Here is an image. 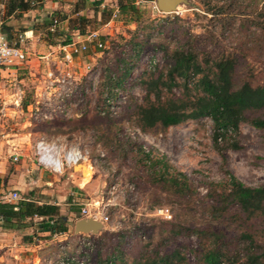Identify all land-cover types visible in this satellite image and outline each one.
Masks as SVG:
<instances>
[{
	"label": "rangeland",
	"instance_id": "374dc122",
	"mask_svg": "<svg viewBox=\"0 0 264 264\" xmlns=\"http://www.w3.org/2000/svg\"><path fill=\"white\" fill-rule=\"evenodd\" d=\"M98 1L100 4H96ZM117 2L85 0L83 9L72 17L83 33L97 31L105 48L99 51L89 43L85 52L74 56L73 63L52 71L51 80L70 73L72 85L62 101L54 86L46 83L50 78L46 67L33 75L20 69L13 76L0 77V116L14 117L0 120L1 129L8 127L16 134V140L8 145L17 146L18 156L30 158L46 173L59 177L60 183L68 181L66 190L79 188V218L83 217L81 207L85 205L91 211L103 210L108 216L104 229L97 235L75 234L57 241L42 264H77L78 260L79 264H97L100 259L117 254V249L124 256L116 264H131L167 236L172 238H167L162 252L179 247L188 251L192 262L194 254L187 247L196 250L199 240L195 236H173L172 224L184 228L210 226L232 235L234 225L229 220L213 217L212 201L207 197L210 183L223 182L227 177L225 170L248 186L264 183V132L251 124L241 123L240 134L231 132L225 141L216 142L214 126L207 117L188 120L167 130L157 126L142 132L124 114L125 108L120 107L128 95L142 101L145 91L139 76L164 70L168 61L163 50L171 51L177 46L191 48L204 69L209 68L208 59L235 58L238 72L254 74L256 81L264 82V0H189L190 4H181L177 12L171 13L159 11L155 0H138L137 6L143 11L138 24L129 23L119 12L112 16ZM73 3L62 0L59 6L63 13L69 14ZM79 16H85L86 20L78 19ZM134 30L140 33L136 40L148 38L147 51L131 71L127 91L119 93L109 106L118 115L98 119L97 83L103 82L104 68L114 62L117 53L129 48L126 43L134 37L131 33ZM86 65L91 68L88 74ZM17 87L22 90L18 105L14 103ZM85 95L91 98L87 100ZM41 139L60 145L63 150L86 151L89 162H80L75 169L65 168L63 172L44 169L38 164L35 149ZM233 141L239 142V149L227 148ZM139 146L163 157L185 174L195 190L193 198L179 199L153 184L136 155ZM82 170L83 181L82 172L79 178L70 176ZM160 208L169 209L170 219L158 212Z\"/></svg>",
	"mask_w": 264,
	"mask_h": 264
},
{
	"label": "trees",
	"instance_id": "16d2710c",
	"mask_svg": "<svg viewBox=\"0 0 264 264\" xmlns=\"http://www.w3.org/2000/svg\"><path fill=\"white\" fill-rule=\"evenodd\" d=\"M41 1L43 0H6L5 14L9 16L16 11L28 10L32 3ZM83 1L85 0L73 3L72 13L67 16L78 14L83 9ZM137 1L117 2L119 14L128 18L129 23L138 24L143 16ZM59 17L61 18L58 14L55 18L60 19ZM71 19L68 18L67 33H59L61 44L69 43L72 33L76 31L83 34ZM78 19L86 20L85 16H79ZM138 31L131 32L134 37L126 43L129 48L117 53L114 62L104 68L103 82L101 80L97 83L95 110L98 119L118 115V111L112 113L114 111L109 109V105L115 102L119 93L127 91L126 85L132 81L129 80L131 71L139 57L147 51L145 46L149 43L148 38L136 40L140 35ZM57 32L58 29L54 32L48 31L46 37ZM100 40L104 42L103 39ZM47 41L55 43L50 39ZM154 44L153 42L149 49ZM157 45L163 48V45ZM163 52L168 61L166 68L157 73H144L138 78L145 91L142 101L138 102L128 95L120 105L126 110L124 114L130 116L142 132L157 126L167 130L188 120L204 117L209 118L214 126L216 142L223 139L225 141L228 133L240 134L239 128L243 122L264 132V82L256 81L254 74L238 72L235 58L208 59L206 64L209 68L204 69L191 48L177 46L171 51L164 49ZM85 98L89 100L91 96L85 95ZM227 148L239 149V142L233 141ZM136 155L144 167L143 171L159 189L179 199L193 198L195 190L186 175L168 164L163 157H158L141 146ZM222 157L223 163H226L225 157ZM225 173L227 177L223 182L210 183L207 197L212 201L213 217H225L229 220L234 225L233 234L229 235L210 226L184 228L177 224H172L171 233L173 236H195L199 240V248L196 250L187 247L194 254L193 264H264V183L256 187L248 186L229 170H225ZM10 209L11 211H0V214L3 212V216L7 217H43L41 225L51 233L67 231V221L64 216L59 215L58 207L54 204L38 205L33 201L20 200L11 204ZM167 238L172 237L167 236L160 240L152 246V250H146L138 258H134L131 264H192L188 259V251L179 247L162 252ZM116 252L117 254L106 257L105 260L100 259L97 264H116L122 261L124 252L120 249Z\"/></svg>",
	"mask_w": 264,
	"mask_h": 264
},
{
	"label": "crops",
	"instance_id": "0c3cea01",
	"mask_svg": "<svg viewBox=\"0 0 264 264\" xmlns=\"http://www.w3.org/2000/svg\"><path fill=\"white\" fill-rule=\"evenodd\" d=\"M5 1L0 0V32L8 38H16L18 35L24 36L22 47L27 55L22 61L16 62L14 65L1 66L0 77L13 76L20 69H23L24 74L33 75L43 67H46L45 70L49 73H47L49 77L53 75L56 69L61 70L64 65L66 67L67 63L64 62L63 51L61 50V46L65 44H61L59 33L62 34L66 31L68 18L74 17L76 13L67 16V13H63L60 9V2L43 0L32 3L28 10L16 11L7 16L5 14ZM72 1L75 3L77 0ZM92 1L89 0V3ZM58 14L61 16L58 20V32L46 37L49 23ZM63 16L67 17L62 19ZM77 33V31L72 33L73 39ZM49 39L55 43L48 42ZM45 79L46 76L43 77V81ZM12 117L0 116V120L4 122L9 118L12 119ZM1 126L3 125L1 124ZM11 130L8 127H3L0 130V211H11L10 205L20 200L33 201L38 205L54 204L58 207L59 215L64 216L67 221V231L51 233L42 227L40 221L43 217H24L21 215L7 217L3 216L2 212L0 214V264H42L44 256L50 252L55 243H58L57 241L70 239L75 235L73 224L79 218V188L66 190L69 188L66 185L68 181L60 183L59 177L46 173L23 154L19 155L18 161H12L11 156L17 154L18 151L17 146L13 148L12 145H8V143H13L16 140L14 138L16 134ZM70 176L79 178L80 173L79 171L72 172ZM83 178L84 174L82 181ZM11 192H16L19 199L9 202L6 198Z\"/></svg>",
	"mask_w": 264,
	"mask_h": 264
},
{
	"label": "built area",
	"instance_id": "2783aa9c",
	"mask_svg": "<svg viewBox=\"0 0 264 264\" xmlns=\"http://www.w3.org/2000/svg\"><path fill=\"white\" fill-rule=\"evenodd\" d=\"M58 2L62 0H56ZM118 13V8L116 11L112 13V16H115ZM58 19L53 18L50 25L47 27L49 32H54L57 29ZM97 31L93 30L88 33H77L72 37V40L61 46V50L63 51V59L65 63H71L73 61V57L77 54H82L88 48L89 43H93L96 49L105 48V43L100 40L97 36ZM24 36L18 35L15 39L9 40L5 35L0 32V67L1 66H11L16 64V62L22 61L27 53L22 47L24 44ZM90 66H85V74H88L90 71ZM49 87H53L57 90V97L59 100H63L69 95V90L72 85V81L69 80L70 73H64L60 78L56 80H51V76H49ZM60 89V91H58ZM22 90L17 89L15 93V101L14 103L18 105L21 100ZM117 103V102H116ZM112 104V103H111ZM110 104V105H111ZM109 105V106H110ZM5 107L2 106L1 111L4 114ZM37 161L40 166L44 169H49L54 172H63L65 168H71L74 165L80 162H89L88 154L85 151H81L79 149L69 148L63 150L60 145L55 143H48L45 140L41 139L35 144ZM50 157L53 159L56 157L59 159V162L55 166L50 163ZM19 156L14 154L11 156L12 161H18ZM80 173V172H79ZM114 188V186H112ZM2 199H5L2 197ZM9 202H14L19 199V196L16 192H11L7 198ZM164 218L168 217L170 219L171 213L168 208H160L158 211ZM82 216L93 215L95 218L102 220L103 222H107L108 216L104 213L103 210L99 211H91L86 205L81 207ZM167 218V219H168ZM81 262H77L79 264ZM59 264H64L60 262ZM68 264V263H66Z\"/></svg>",
	"mask_w": 264,
	"mask_h": 264
},
{
	"label": "water",
	"instance_id": "95a60500",
	"mask_svg": "<svg viewBox=\"0 0 264 264\" xmlns=\"http://www.w3.org/2000/svg\"><path fill=\"white\" fill-rule=\"evenodd\" d=\"M155 2L158 10L164 13L177 12L181 4H190L189 0H155ZM77 165H74L73 168L75 169ZM104 227L105 223L102 220L95 218L93 215H86L75 220L73 232L74 234L97 235Z\"/></svg>",
	"mask_w": 264,
	"mask_h": 264
},
{
	"label": "bare ground",
	"instance_id": "6f19581e",
	"mask_svg": "<svg viewBox=\"0 0 264 264\" xmlns=\"http://www.w3.org/2000/svg\"><path fill=\"white\" fill-rule=\"evenodd\" d=\"M49 161H50V163H52V164H54L56 166L57 163L59 162V159H57L56 157H54L53 159H51V157H50V160ZM82 172L84 174V170H82Z\"/></svg>",
	"mask_w": 264,
	"mask_h": 264
}]
</instances>
